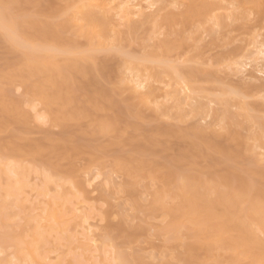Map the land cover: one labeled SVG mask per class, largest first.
<instances>
[{
	"label": "bare ground",
	"instance_id": "bare-ground-1",
	"mask_svg": "<svg viewBox=\"0 0 264 264\" xmlns=\"http://www.w3.org/2000/svg\"><path fill=\"white\" fill-rule=\"evenodd\" d=\"M70 1L68 0L67 2L69 3H67L65 0L67 4H65L63 7H57L56 5H52L54 2L53 3L51 2V4L47 3L48 5L45 6L47 0H0V47L3 48L2 50L5 51L7 54L10 53V55H14L15 58V59L13 58L12 60H6L5 66L0 67V132L1 129L4 128L8 123H11L10 124L11 126L12 123L13 124L15 123L18 124V126L21 125V127H23L25 121L28 118L29 119L26 121V123L29 125V120L31 119V115L30 116L28 115V111L25 110L27 108L25 107L26 106L36 107V105L38 106L43 105L42 107H44L43 109L45 110V116L44 114H42V117L43 116L46 117V119L50 120L49 122L53 123V125L55 124L57 127L60 126L64 130V134L62 138L60 137L59 139L60 142L62 141L61 144H58L60 143L58 140H57L58 143H56V141L55 140L53 141V139L51 140L47 139L49 145L51 143L55 144V145H51L52 146L51 149L50 147L47 148V146L43 147V145L41 144L42 142H40L41 144L40 145L39 143L37 144L36 142H33V140L30 139L31 142L29 143L27 142L29 138L25 142L26 138L23 139V137L21 138V141L23 140L25 143L23 142L19 144L18 141L20 142V140H17L18 137L12 134H11L12 137L10 136L11 138L9 140L7 141L0 140V188H1L0 196L2 195L0 197L1 198L0 226L3 224L5 228H6V224L8 225V223L10 222V218L12 219L16 218L17 214L19 215L21 213V210H23V207L24 209L26 207V206H22V204L20 205V202L18 203L19 200L17 198L21 196L23 189L25 190V187L29 183L27 181V179L30 177L29 174H32L33 172L36 173L38 172L39 175H41V181L43 180L42 182L43 187L41 188L40 191L37 189V191H39L38 196L45 195V197H47L46 194H49L47 193L48 191H46L47 189H49L47 186H50L48 184L51 183L54 184V182L61 186V190L63 189L65 184L69 185L70 188L68 189L69 191L73 189L71 188V186L75 187V185H73L74 184L73 179L75 178L78 169L75 167L76 164L74 162L75 159H77V157L82 154V148L83 151H86L85 150L86 148H84V146L82 145L80 146L76 145V142L74 143L75 144L74 145L72 139L69 138L71 134V129H69L70 125H72L71 122L81 123L80 120L83 121L82 119H89L90 121L88 122H90V125L93 128L91 130L89 129L90 133L87 131L89 134L94 133L93 135H98V134L105 136L108 135V137L110 134L111 136L112 134H114L116 135L115 137L116 140L113 139L112 144H114L115 146L118 144L122 145L123 142L122 139L124 137V135L122 136V133L124 131V127L125 128L132 127L135 130H137L138 128V127L136 128L135 126L136 124L134 125L133 122L131 121L126 122L123 119L124 115L128 113H132V111L130 108L127 107L128 110L126 113V111L122 108L123 103H121L122 105H120L119 101H117L118 99H116L117 96L122 95V91H124L123 89H125L124 88L125 86H129L130 84H132L131 87L129 86V88L132 92H134L137 100L139 101V103H141V105H143L144 103L151 102L149 100L152 98L151 96L153 95L156 89L161 90L162 88L160 92L161 93L165 92L164 98L168 99L169 96L176 91L177 89L176 86L178 87L180 86L179 87L180 91L177 89L178 91H176V93L178 92L183 94L185 93V96L186 97L188 96L189 99H191L190 101L196 100L195 97H193L194 96L193 94H196V92L194 87L190 83L191 80L186 78V75L189 74L190 71H187L188 73L186 74V71H184V69H182L179 66L176 67L175 66L176 64H173L170 60L167 61L166 59V57H169L174 52L177 51L179 52V50L181 49L183 50V47H186V43L191 38L190 37L191 33L188 32L190 36L186 35L187 28L186 29L182 28L184 31L183 30L176 31L177 30L175 29L176 26L181 24L184 26V28L185 27L189 28V26L196 25V28L199 29L200 25H203L210 21H212L210 23L211 24L213 23L214 27L215 25L217 26L222 24L221 23L222 21H220V19L222 18L219 19L218 17L220 12L217 13V11L221 9V6L224 8L223 5H220L222 4V2L224 3V1L232 2V4L230 3L232 6L234 2L238 3L236 5H240V6H244L245 4H251V6L254 5V7L258 9V11H256L255 9L256 13L257 14L259 13L258 16L263 15L264 18V11H263L264 0H186L187 3H184L185 0L183 2L182 0H170L169 7L175 8L178 6L179 8V7H183L184 5L183 8L184 10H182L180 13H175L172 10L169 11L166 10L167 12L164 13L163 17L161 18V21H156V22L154 21L155 23L153 24L150 23L152 24L150 28V32H151L150 37L153 36L155 38L154 35H156L161 28L168 29L169 33L168 31L166 33H168L169 37L165 40L160 41L159 43H156L153 47H150L149 44L147 45V39H145L146 43L143 45L144 52L139 57L131 54V52L128 53L124 49L125 47H123V42L126 40L127 34L124 35L118 32L116 29L119 26H122L120 25V23L124 21L122 24L124 25V23H126L127 26L129 27L130 31L128 30L129 31L128 36H130L131 38L132 35L131 33L134 31L132 30L131 32V27L132 28L134 27V25H132L133 22L135 21L134 17H136V20L137 17L143 18L142 20H147V17L149 18L150 15H152L151 13H153L150 11H153L152 9L155 6H157L156 0H75V1L72 0V2ZM26 4L31 5V7L34 9L33 14L27 12ZM230 4L228 3L227 5ZM165 5L167 6L168 4L165 3ZM233 7L235 8V6ZM46 9H48V11ZM224 9L222 11H226V9L225 10ZM235 9H238V7ZM229 10L230 9H227V11ZM155 11L156 10H154L153 15L156 13ZM234 11L233 14L236 13ZM63 15H66L69 18H65ZM241 15L243 14L241 13ZM62 16H63V22H61L62 20L61 21L59 20V18ZM117 16L120 17L119 18L120 20H118ZM233 16H236V14H234ZM42 17L45 18V20L47 18V20L46 21L44 19L42 20L41 19ZM236 18L239 19V16L238 17L236 16ZM55 19H57V21H55ZM71 20H73L76 23L77 31L76 33H74L73 31V33L69 35L68 34V30H70L69 27L70 25L72 27L73 24L70 23L72 22ZM66 27L68 29H66ZM128 36L127 38H129ZM174 36L176 37L175 40L171 38ZM80 38L86 41L84 45L83 43H80L81 42L79 41ZM130 38L127 39V41H129ZM131 40L133 41V39ZM131 40L130 42L132 43ZM259 44L257 45L255 44L256 48L255 47L254 48L259 49L262 47L261 48L263 51L262 54H264V49H263L264 44L261 43L260 45L263 46L260 47L258 46ZM6 50L9 52H7ZM103 52L105 54L107 53L108 56H110V57H105V60L106 58L107 59L109 58L110 60L111 57L117 55L122 57L121 60H123L122 63L123 62L124 63L122 64L121 67V69L123 68V72H122L123 74L121 76L105 75L107 70L106 63H108L109 60H107L106 62L104 58L101 57L99 58V54ZM259 52L260 53L258 54L261 55V51ZM256 54L254 53V55ZM260 57H262V55L259 56V58ZM158 69L163 70L161 71L162 72L161 75L164 73L166 77L169 78V81L167 80L169 84L166 82L165 84L163 82L165 79L164 80L162 79L163 81L161 82L160 73L157 74ZM195 71H193L195 74L191 72L192 75H194L193 77H195L196 74L200 73V71L199 73L198 72L196 73ZM201 74H203V72H201ZM206 74L210 76L209 78H211V76L213 75L212 72L210 73L208 72ZM203 75L205 77H208L207 75H205V71ZM170 80L172 81L171 85H170ZM105 81L110 85L111 88L109 89L104 88L105 84L103 82ZM160 82L164 83L165 85L168 84V87L170 86L172 89L169 88V90H167L168 87L166 88L164 84H163L164 86L161 87L160 85L162 84H159ZM17 83H20V85L24 87L26 94L25 98L14 99V96L11 95V91H12L11 88L14 87ZM156 84L157 86L159 85L160 88H158L159 86L157 87ZM164 87L166 89L165 91L163 89ZM229 89L230 87L228 88V90ZM130 90L128 89V91ZM170 90L171 91L173 90L172 93H169ZM232 90L233 89L231 88L230 91L223 92V94L225 93L227 96L229 92L233 93L237 89H234L233 91ZM239 90L238 92L235 91L234 94H236V92L241 94ZM188 91L190 93H188ZM166 92H168V94ZM176 93L172 96L174 98H177V96L179 95L178 99H174L172 96H170L172 99L171 98L168 99L169 101L172 100V102H175L174 104L175 107L177 105L180 106L183 103L188 104L190 102L188 98L186 101L185 97H183L181 94H176ZM165 94L167 95L165 96ZM188 94L189 95L191 94L193 96H191L190 98ZM242 95H244V93ZM242 95H239L240 98L239 97H237L236 99L234 98V100H237L239 98L240 100L238 99L237 101L240 102L242 101V102L238 103L236 101V104H240L239 106L240 109L246 111L247 109L246 107L248 106H246L247 102L245 103L244 100L247 98L244 97L245 95L244 96ZM246 96L249 97L247 94ZM215 98H217V96H215ZM215 98L214 101L218 99V101H216L215 103L218 104L222 103L224 105L228 104L227 103L228 101H226L228 98L226 97L224 98L226 100L220 99L222 97H219L217 99ZM182 100H184L183 103L180 102ZM177 101L179 102V104ZM134 107L136 108V106ZM139 109H142V107ZM102 111L104 112L112 111L114 115L112 113V117H105V115L100 116V112ZM138 111L140 112V110ZM137 114L142 115L141 112ZM227 114L228 112H226L223 115L225 119H223L221 123L223 125L222 130L226 129L227 133L229 131H230L229 133H232L230 129L233 125H236V123L235 121H232L230 119L231 116L228 115L229 116L228 117ZM37 115L39 118L40 117L39 115H41V113L36 114L35 116ZM245 115H246L245 116L246 119L245 118L244 119L247 120V123L251 122L250 124L256 123V126L259 125L257 129L258 132L255 130L257 132V137L256 138L254 137L255 139L254 141H256L254 143H259L262 145V143L264 142L263 141L264 118L262 117L263 119L262 118L260 119V117L258 116L257 118L253 114L251 116V114H249L248 112L245 113ZM20 122L23 123V125ZM26 123L23 132L27 131L25 128H27L28 125ZM74 125L75 124H73V126ZM91 127L89 126L88 128ZM132 128L130 130H132ZM201 128H197L195 132H191L190 133L191 135H188L189 132H186L188 137L190 136L189 138H191V141L189 143L190 149H188L187 151L181 150L179 156L177 154V156L175 155L176 157H173L171 161L165 163H161L155 160V158H157L156 157L157 155H155L154 152H156L155 149L161 147L166 148L164 144L166 145L168 142L166 141L162 142L160 138H162V136L169 137L170 134L171 136H174L172 135V133L174 134L172 130L163 129V128L155 129L156 132L153 131L154 133L152 134L149 133L150 135L148 136L145 135L144 140L142 139L143 141H138V139L135 140L136 136L132 137L133 139H130L129 140L130 142L128 141L129 144L126 145V146L128 145L130 146L132 143V146H130V148L133 149L132 152H129L130 154L128 153L127 157L126 155L125 157H123L124 156L123 154H122L123 156L117 155L118 157H114L116 159L114 160L117 166V171L119 169L121 173H123L124 175L126 173L127 175H129V177L134 176L137 177L138 179L141 178L143 180H146L145 178H147L149 180H153L155 182L159 181L164 184L163 185L164 188L163 187L162 189L160 188V190H158L154 195L155 196L154 208L158 209L159 211H162L163 214L166 215V218L167 216L171 217L170 218L171 221L168 220L170 224L167 222L168 230L166 229L165 230L168 232V234H170V236L172 237V239L171 237L170 239L173 241H179L181 235H186V232L188 233L189 229H187L188 231H185L184 234L182 231L183 230L182 228L186 229L185 226H188L186 225V222H188V224L192 226L191 229L193 230V233L189 232V235L192 234L191 237L196 238L198 241L195 242L199 243L201 247L200 250L202 252V254H200L202 256V257L200 256L201 264H210V263L224 264L225 263L224 260L226 259L224 255L219 256L220 254L219 255L217 254L218 252L221 254L224 253V251L221 252L220 250H225V252H227L226 250H230L229 252H231L230 255L232 256L231 257L226 256L228 259H226L225 261L228 262L225 264H230V263L232 264L234 262L236 263L237 261L241 263L240 261L241 258L245 259V260L242 259V262H245L247 260L248 263L250 262V264H264V186H258V183L262 184V182H263L262 185H264V170L258 167L254 169L253 172L254 173L256 172L255 174H257L261 180L260 181L259 178L258 181L255 179L257 181V184L256 183L252 184L251 183L252 181L250 182L251 179L246 181L242 175L239 176L240 174L238 173V171H236L238 174L232 173L233 169L231 170L232 172L229 169H226L227 174L223 172L224 174L222 173L223 175H220L221 173H218L219 169L215 167L216 165L219 166L218 165L219 163H217V161L215 160L218 158L213 159V161H215L216 163L213 162L212 164L213 166L209 167L207 172L205 171L198 172L197 167H195V164L197 162L196 158L198 159V157L201 158L208 155H209L208 157H211L210 156L211 154H208L209 152L214 153L215 151H217L215 153H219V152H222V154L224 153L223 152L224 147L222 149L220 145L221 143L219 142L220 143L219 144L217 142V138H219L218 133L213 131L214 133L211 134V132H209L210 135L207 136L208 133L207 130L205 131L203 130L204 128L203 129ZM28 131L27 133H29ZM204 131L207 133H205ZM21 132L22 130L20 129V133L18 131V136H21L20 135ZM181 133L177 134L178 136L176 135L178 139L181 138L183 140L187 138L186 137L187 135H184V133L183 135H181ZM234 133H232V138L233 139L235 138L239 142L237 146L239 145L240 149H237L233 153L230 152L227 154L224 153L225 159L223 160L224 161L227 160V162H230L232 158L238 159L237 157L241 156L240 153H242L241 152L242 148L246 150L251 149L250 151L252 152L253 150L254 153V148L255 150H258L257 147H260V146H256V147L253 146L255 144L250 145L247 142V140L241 139L238 133H235V135ZM83 134L84 133H82V135ZM125 142H127V140H125L123 143ZM81 144H83V141ZM123 145L122 147H124ZM157 146L160 147L157 148ZM44 148H47V150L46 149L44 150ZM102 148L103 150L105 149L104 151H106V148L104 147ZM102 148L100 146V149ZM104 151L102 153H104ZM168 151H170V149ZM98 152H100V150ZM88 155L91 156V154ZM93 157L94 159H92L93 162L91 161V163L97 161V160L94 161L96 155ZM257 157L259 160L260 157L258 155ZM255 159L257 160V158ZM62 160L66 161L67 163L69 161L71 165L72 164L75 165H72V168H69L68 166L69 169L67 168V170L65 169L66 171H64L63 168H60L58 164V162L60 161L63 162ZM224 163L226 164V162ZM70 164L68 163V165ZM256 165L257 164H255V166ZM227 166H229L228 163ZM255 166L253 165L254 168ZM228 171L232 175H228L229 173ZM203 173L205 174V176L203 175ZM2 182H4L5 184L4 183L2 184ZM78 184L81 185L80 183ZM1 185L3 186L1 187ZM79 185H77L78 188L80 187ZM253 186L256 187L254 188ZM78 190L82 191L81 188ZM78 190H76L75 193H78L79 192ZM60 192H62V194L60 195L59 193H57L59 196L58 195L56 196V194H54L53 196L55 197L52 198L50 197L51 204L50 205L47 204L48 209H46L45 211L43 209L44 214L42 213L43 215L41 217L37 216L35 217L36 218L35 219L33 215L32 217L28 215L24 218L25 225H19V227L16 228L13 227L14 229H12L11 227L12 230H10V228L9 229L6 228L7 230L5 229L6 231L4 230V232L0 234V264H47V262L43 260L44 258L43 254L41 255L39 252L43 251L42 250L43 247L47 245L45 243L48 241L49 238L51 239L52 235H54L55 233H57L56 235H58V238L61 237L58 241H62L67 245H76L74 244L75 243L74 239L71 238L73 236L69 235L71 233H65V232H68V229L71 232V230L74 229L71 227L72 225L74 227H76L77 225L78 226L80 225L82 227L81 224H83L84 221L82 223H79L81 222L79 221L78 222L79 224L77 223V225H75L76 223L73 224L70 223L71 225L68 224L70 221L69 222L66 221L65 216L67 214V209L65 212L64 208L68 207L67 205L69 201L67 199H70V197L68 196L69 197L68 198L67 194L65 196L64 195L65 193L63 194V191ZM72 194H74L73 190H72ZM15 199L18 200L17 203L19 204V206L22 207L21 208L19 207V209H21L20 213L12 211L15 213V215L13 213L11 214L13 215L12 217L10 215V212L8 213L7 210L12 207V206L10 207V201L13 200L14 202ZM244 200L246 201L245 203L247 204L248 207L242 204ZM62 202H67L66 203L67 205L64 204L66 205V207L63 205L64 206L63 208V206L60 205ZM57 204L59 205V208H61L62 206L63 208L61 209L62 212L64 211L66 213V214L64 213L65 215H62L61 213H59L60 209L58 211L59 214L64 216L65 219L63 220H61L62 219L60 218L61 216L58 217L59 214L56 212L58 210V208L55 209L56 207H58ZM241 205L243 206L241 207ZM47 206L45 208H47ZM218 208L221 209L220 213H217ZM38 217H40L41 219L39 218L40 220L39 219L37 220ZM80 217L81 216H79V218ZM87 218H89V216ZM181 220H184L185 226H183L184 224L183 221H182L183 224L180 223ZM3 225L2 228L4 227ZM26 226L29 227L27 228L29 229L28 230L29 233L26 232L27 229H25L26 230L25 231L23 228V227L26 228ZM70 228L72 229L70 230ZM228 230H233L234 232L233 231L232 232L235 233L236 237L234 234H231L234 235L233 236L234 238H232L231 235L229 236V234L232 233L231 231L228 232L229 233L228 234L229 237H228L226 234ZM25 233L29 235L27 236V234ZM131 234L128 236L132 237ZM258 234L262 236V239L260 238L261 236L259 237ZM189 235L187 234L185 237L191 239ZM81 236L83 235L81 234ZM106 237H108L109 239L110 238L109 234H107ZM88 238L89 237L87 236L86 240ZM114 238H116V236ZM182 238L183 236L181 237V240H183ZM78 239L80 240L79 236ZM84 240H83L84 242L83 244L87 243L85 245L88 244H89L88 246L91 245V243L85 242ZM133 240L134 239L132 238V241ZM94 241L95 240H93V242ZM42 245L44 246L42 247V249H40ZM197 247L200 248L198 245ZM72 248L69 250H72ZM83 248L84 251L87 249L90 250V247L87 248V246L84 247V245ZM83 248L81 245L79 247L76 246L73 250L77 249L78 252L77 251L71 252L72 257L70 258L72 262L69 260H65V261L66 262L68 261V264L70 262H71L70 264L72 263L82 264V262L84 263V261H88V259L83 261V259H86L84 257V252L81 250ZM185 248H187L186 251L188 250L187 253L189 256H187V258L189 260L187 258L186 259L182 258L183 260H185L184 264H186V260L188 261V263H191L189 261H191V257L193 258V256L190 257L189 254L190 251L191 253L193 252L192 254L195 255L194 260L196 258L199 259L198 257L199 255L196 256V254L194 253L196 248L195 245L193 246L192 243H189L185 245ZM80 250L82 253H79ZM9 252L11 253L9 254ZM114 252L115 253L111 252L112 254H110L111 256L113 255L112 257H110L111 259L109 258L110 260L109 259L107 260L109 263L111 261L112 262L111 264H142L140 260L141 258L136 257L133 254L130 255V253L127 254V251L125 252L126 254L119 252V250L118 251L115 250ZM229 252L227 253L229 254ZM4 254H7V256H4L2 258L1 256ZM102 258H100V260ZM104 258H105V254H104ZM61 260L63 262V259ZM199 261L196 260L194 263H197Z\"/></svg>",
	"mask_w": 264,
	"mask_h": 264
},
{
	"label": "rangeland",
	"instance_id": "rangeland-1",
	"mask_svg": "<svg viewBox=\"0 0 264 264\" xmlns=\"http://www.w3.org/2000/svg\"><path fill=\"white\" fill-rule=\"evenodd\" d=\"M67 1L68 0H66V2ZM73 1H75V0H73ZM169 1L170 0H156V2L158 3V4L156 3L157 6H155L156 8L154 7L155 9L153 8L152 9L153 11H150V12L154 13V10H156L155 12L157 14L155 13L153 15V13H151L153 16L149 14L150 17L149 18L147 17V20H142L143 18H138V17L136 20V17H134L135 21L133 22L132 25H134L133 28H135L136 30L131 27V32H132V30H134L133 31L134 33L133 32L131 33L133 35V36L131 35V38H130V36H128V34H129L128 32L130 30H129V27L127 26V24L124 23V25H123L122 23L124 21L122 23H120V25H122V26H119L116 30L118 32L124 34V35L127 34V36L130 38V40L133 39V41L131 40L133 43L132 44L130 42V40L127 41V39H129V38H127V36H126V40L123 42V47H125L124 49L128 53L131 52V54L140 57L144 52L143 51L144 50L143 45L146 43L145 39H147V45L149 44L150 47H153L156 43H159L160 41L165 40L169 37L168 36L169 31L167 28H161L160 31H158V33L156 35H154L155 38L153 36L150 37V33H151L150 28H151L152 24L155 23L156 21H161V18L163 17L165 12L172 10L175 13H180L182 10H184L183 9L184 5H183V7H179V8H178V6L175 8L169 7ZM183 1L184 0H182V2ZM51 2L52 3L54 2L52 5H56L57 7H63L65 4L69 3V2L66 3L65 0H47L45 6L48 4H51ZM70 2H72V0ZM225 2L226 1H224V3L222 2V4H220V5H223L224 8L226 9V11H222L224 9L222 6H221V9L222 8L223 9L222 10L220 9L221 11L220 10L217 11V13L220 12L219 15L217 14L219 19L222 18V19H220V21H222L221 22L222 24H220V25H217V26L215 25V27H214L213 23L212 24L210 23L212 21H210L208 23L200 25L199 29L196 28V25L189 26V28L188 27L184 28V26L181 24L176 26L175 27V29H177L176 31L183 30V29L187 28L186 35L187 36L191 35L190 36L191 38L189 37L190 39L186 43V47H183V50L181 49L182 51L179 50V52L178 51L174 52L169 57H166L167 61L170 60L173 64H176L175 65L176 67L179 66L182 69H184V71H186V74L188 73L187 71H190L189 74H187V75L185 74V75H186V78L191 80L190 83L194 87L196 94H193L194 96L191 95L192 93L190 95L189 94L188 95L190 96V98H191V96L195 97L196 100L190 101L191 99H189L188 96L186 97L185 93L184 94L180 93V92L176 93V91H178V90L180 91V89H179L180 86L179 87L176 86V88L178 90L175 88L176 91L173 94H171L170 96L174 95L175 93L181 94L183 97H185L186 101H187V98L189 99L190 102L188 104L185 103L186 104L185 105L183 103L185 100L184 99V100L180 101L181 103H183L182 105L178 106L176 104L180 108H178L177 106L175 107L174 106L175 102H172V100H170V101L168 100L169 98H171L170 96H169V98L167 96L168 99L164 98L165 92L161 93L160 92L162 90V88H161V90L156 89L154 91L153 95L151 96L152 98L150 97L152 100L151 99L149 100L151 102L144 103L143 105H141V103H139V101L137 100L134 92H132L129 88V86L131 87L132 84H130L129 86H125L124 87L125 89H123L124 91H122V95L117 96L116 99H118L117 101H119L120 105H122L121 103H123L124 107L122 105V108L126 111V113L128 110L127 107L130 108L132 111V113H128V114L125 113L126 115L123 116V119L126 122L127 121L133 122L134 125L136 124L135 125L136 128L137 127L138 128H137V130H135L131 127L132 130H130L131 129L130 127L129 128L124 127V131L125 130L126 131H125V133L123 131L124 134L122 133V136L124 135L122 140H123V142L125 140H127V142H125V143L122 142V145L124 144L123 145L124 147H122L121 144L120 145L118 144L116 146L114 144H112L113 139L116 140V138H115L116 135H114V134H112V136L110 134L109 137H108V135L107 136L100 135V134L93 135L94 134L93 132H91L93 134H89L90 130L93 129L90 125V122H88V121H90L89 119H82L83 121L80 120L81 123L71 122L72 125H70V127H69V129H71V134H70L69 138L72 139L73 144L76 142V145H79V146L82 145V146H84V148H86L85 149L86 151H83V148H82V154L80 155L81 157L78 156L77 159H75L74 163L76 165L72 164V165H75V167L78 169V172L75 171L77 174L76 175L74 174L75 178L73 179L74 180L73 185H75V187L71 186V188H73L72 190H73L74 194H72V190L71 191L68 190V189H70L68 184H65L63 189L61 190V186L54 182V184L51 183V184H48L50 186H47L49 188L46 190V191H48L47 193H49V194H46L47 197H45V195H41V196L39 195L38 196L39 191L43 187L42 186L43 180L41 181V175H39L38 172L37 173L33 172L34 174L33 173L29 174L30 179L29 178H28L29 180L27 179V181L30 183V186H29V183L27 182L28 184L25 187V190L23 189L24 195L22 192L21 196L19 197L20 199L17 198L19 201L16 199L14 200V202H13V200L10 201V207L11 206L12 207L10 208L11 210L10 209L7 210L8 213L10 212V215L12 213L15 215L14 212L20 213L21 209H19V207L20 208L22 206L27 207V208L25 207L26 210L23 207V210H25V211L21 210V213L19 215L17 214L16 218H14V219L10 218V222L8 221L9 227L6 224V228L7 229L10 228V230H12L16 227H19V225H25V222H24L25 219L24 218L28 215L31 217L33 215L34 218L37 216L41 217L44 214V211L46 209H48L47 204L48 205L51 204L50 197L51 198L55 197V196H53L54 194H56V196H57L58 195L57 193H59V195H60V194H62V192H60V191H63V194L65 193L64 194L65 196L67 194V197L68 196L70 197L71 200L67 199L69 202L71 201L70 203L68 202V205L66 204L67 202H62L61 204L59 203L62 206L64 204H66L68 206L67 208H64V206L66 207V205L63 206L65 212L67 209V214L64 211L62 212L61 209H63V208H62V206H61V208H59L58 204H57L58 207L55 206L56 207L55 209L58 208V210L56 212L58 213V211L60 209L61 212L59 211V213H61L62 215L66 214V216H65L66 221L67 222L70 221L68 224L76 223L75 225H77V223L79 221H81L79 223H82L83 221L84 222H83V224H81L82 227L80 225L79 226L77 225L76 226L77 228H76L72 225L71 227L74 229L71 230L72 228H70L71 232L69 231V229H68V232H65V233H71L69 235L73 236L71 238L74 239V242H75L74 244H76V245H67V244L63 243L62 241H58L61 237L59 235L60 238H58V235H56L57 233H55L54 235H52V237L50 236L51 239L49 238L50 240L48 239V241L45 243V244H47L46 246H44V245L41 246L40 249H42V247L44 246L42 249L43 251H41L39 253L41 255L43 254V257H44L43 260L46 261L47 264H68V261L66 262L65 260H69L72 262V260L70 258V257H72L71 252L72 251L78 252L77 249H75V250H73V249L76 246L79 247L80 245L82 246V248H83V245H84V247L87 246V248L90 247V250L89 249H87L88 251L85 250L87 252L84 251V248L81 249L84 252V257L86 258V259H83V261L88 259V261H84V263L82 262V264H98V263L101 264V262L103 260L104 261L102 262V264H105V262H106V264L107 263L111 264L112 262L110 261V263H109L107 260L113 256V255L111 256L110 254H112L111 252L115 253L114 252L115 250L116 251L119 250V252H122V253H125L127 251V254L130 253V255L133 254L134 256L141 258L140 260H141L142 264H184L185 260H183V259L184 258L186 259L187 256H189L187 253L188 250L186 251L187 248H185V245L189 244V243H192L193 246L195 245L196 248H195L194 253L196 254V256L199 255L198 256L199 259L196 258L194 260L195 255L192 254L193 252L191 253V251H190L189 252L190 257L193 256V258L191 257V261H189L191 263H188V261L186 260V264L187 263L193 264L196 260L197 261L200 260V258L202 257L200 255V254H202V252L200 251L201 247H200L199 243L195 242L198 240L196 238H192L191 237L192 234L189 235V232L193 233V230L191 229L192 226L189 225L188 222H186V225H188V226H185L184 220H186V219L180 221V223H182V221H183L184 224L183 223L182 224H183V226L186 227V229L182 228L183 230L182 229L181 230L183 231V234H184V232L188 231L187 229H189L188 233L186 232V235L188 234L191 237V239L186 238L185 237L186 235H181V237L183 236V238H182L183 240H181V237H180L179 241H173V240H171L172 237L170 236V234H168V232L166 231V230H168L167 224L168 223L170 224L169 221H171L170 220L171 217L167 216V218H166V215L163 214L162 211H159L158 209L154 208L155 207V204H154L155 203L154 202L155 196L154 195L158 190H160V188L161 189H162V187L164 188V186H163L164 184L162 182H159V181L155 182V181L149 180L147 178H145L146 180H143L141 178L138 179L137 177H134V176H131V177H133V178H131L125 172H124L125 173V175H124L123 173H121V171L119 169L117 171V166L115 163L116 159L114 157H118L120 155L121 156L124 155L123 157H125V155H126V157H127L128 153L132 152L133 149L130 148V146H132V143L130 146L129 145L126 146L127 144H129L128 141L130 139H133L132 137L136 136L135 140L138 139V141H143L145 135L148 136V135H150L149 133L152 134V133H154L153 131L156 132L155 129L163 128V129L172 130L174 132V134L172 133V135H174V136H171V134H170L169 137H166V136L163 137L162 136V138H160L162 140V142L163 141L168 142L166 144L168 146H166L164 144L166 142H164L163 144L166 148H164V147L158 148L160 146H157L158 149H155L156 152H154L155 155H157L156 156L157 158H155V157H153V158H155V160H157L161 163H165V162L171 161V159L173 157H176L177 154L179 156V153L181 152V150L187 151L188 149H190L189 143L191 141V138H189L190 136L188 137V135H191L190 134L191 132H195L197 130V128L202 127L201 129L204 128L203 130H205V131L207 130V132L208 133L211 132V134L214 132L218 133L219 138H217V142L221 143V144L220 143L219 144L221 145L222 149L224 147L223 152L225 154H227L229 152L233 153L237 149H240V146L239 145L237 146V144L239 142L235 138L234 139L232 138V133H234V132L238 133L240 138L247 140V142L250 145L255 144L253 146H255V147L260 146V147H257L258 150H255V148H254V153H253V150H252V152L250 151L251 149L246 150V149L242 148L241 149L242 153H240L241 156L237 157L238 159L232 158L230 162H227V160L226 161L223 160V159H225L224 153L222 154V152H219V151H218L219 153H215L217 151H215L213 153L211 150L212 153H210V152L208 153V154H211L210 155L211 157H208L209 156L208 155V156L201 157V158L198 157V159L196 158L197 162L195 164V167H197L198 172L199 171L207 172L209 167L213 166L212 164H213V162H215V161H213V159L218 158L215 160L217 161V163H219L218 165L220 167L217 165L215 167L219 169L218 173H221L220 175H223L224 173L227 174L226 169H229L230 171L233 169V172L231 171L232 173H236V174L239 173L240 174L239 176L242 175L246 181L251 179L250 182L252 181L251 182L252 184L253 183L257 184L258 178L260 180V177L257 174H255L256 172L254 173L253 171H254V169H256V167L264 170V145H263L264 142L262 143V145L259 143H254V142H256V141H254L255 140L254 137L255 138L257 137V132H258L257 129H258L259 125L256 126V123L250 124L251 122L247 123V120H245L246 119L245 116L247 114L245 115V113L248 112L249 114H251V116L253 114L256 117L257 116L260 117V119L262 117L264 118V54H262V52H263L261 49L262 47L259 48L260 46H263V45H260L261 43L264 44V18H263V15L258 16L259 13L258 14L256 13V11H258V9L255 8L254 5L251 6V4H245L244 6H240V5H236L238 3L234 2L233 6H235V8L238 7V9H235L231 5L232 2H230V1H228L226 3ZM165 3L168 5L166 6ZM184 3H187L186 0ZM228 3L229 4L231 3V4L227 5ZM161 6H163V7H161ZM26 8H27L26 10L28 13L33 14L34 9L31 7V5L26 4ZM159 8H160V10H159ZM227 9H230L231 11L230 10L227 11ZM255 9H256V11H255ZM46 10L48 11V9H46ZM233 11L236 12L234 14H236L237 17L239 16V19L236 18V16H233L234 15ZM263 11H264V9H263ZM240 12L243 15H241ZM63 16L65 18H69L66 15H63ZM63 16L59 18L60 21L62 20L61 22H63ZM43 17L41 19L45 20V18H43ZM117 18H118V20H120L119 16H117ZM259 18H260V20H259ZM236 19H238V20H236ZM46 20H47V18H46ZM59 20H58V23H59ZM115 20H117V19H115ZM55 21H57V19H55ZM71 21L72 22H70V23H73V24H72V27H71V25L69 27V29H70V30H68L69 35L72 34L73 31H74V33H76V31H77L76 23L73 20H71ZM118 22H121V21H118ZM55 23H57V22H55ZM116 23H117V21H116ZM150 23H152V24H150ZM223 25H224V28H223ZM66 29H68V28L66 27ZM194 30H197V31H194ZM167 31H168V33H166ZM188 32L191 34L189 35ZM171 38H173L174 40L176 39L175 36L171 37ZM148 39H151V40H148ZM142 40H143V42H142ZM144 40H145V42H144ZM79 41H81L80 43H83V45L86 42V41H84V39H81V38L79 39ZM255 44L256 45L259 44L258 45L259 49H255L256 48ZM2 49L3 48L0 47V67L5 66L6 60H12L14 58V55H10V53L7 54ZM259 51H261V55H262V57H260L261 59L259 58V56H261L260 54H258V53H260ZM7 52H9V51H7ZM254 53L255 54L257 53V54L254 55ZM106 54L104 52L100 53L99 58L101 57V58H104V60H105V57H110V56H108V54L107 55ZM257 55H258V57H257ZM120 57L121 56H118V55L113 56L110 58V60H109V58L108 59L106 58L105 61L107 62V60H109V62L106 63L107 64L106 65L107 70H106L105 75H107V76L108 75H110V76L111 75L112 76L113 75L114 76H121L123 74L122 73L123 68L121 69V67H122V64L124 62L122 63L123 60H121L122 57L121 58ZM101 60H103V59H101ZM238 63H241V64H238ZM232 64L233 65L235 64V65L233 66ZM190 68L193 71L196 70L195 71L196 73L197 72L199 73V71H200V73H199L200 75L196 74L195 77H193L194 75H192V73L193 74H195V73ZM161 71H163V70L158 69V72H157V74L160 73L161 82L165 79L163 82L168 83L169 78H167L164 73H163L164 75L163 74L161 75V73H162ZM204 71H205V75H207L206 73H208V72L209 73L212 72L213 75L211 76V78H209L210 77L209 75H207L208 77H205L203 75ZM201 72H203V74H201ZM190 73H191L192 77H191ZM196 76H198V77H196ZM102 80H104V79H102ZM105 82H103L105 84L104 88H106V89L111 88L110 85L107 82L106 83ZM161 82L159 83V84H162V85H160L161 87L166 84V83L164 84ZM171 82L172 81L170 80V85H171ZM168 84L165 85L166 88L168 87ZM156 86H157V84H156ZM160 86L158 88H160ZM224 87H226V88H224ZM229 87H230V89L228 90ZM12 88H11V90L13 92L11 91V95L14 96V99L25 98V95H26L25 89H24V87H22L20 85V83H17ZM169 88H171V87L169 86L167 88V90H169ZM231 88L233 90L237 89V90H235L237 92L240 89L239 92L241 94H239L237 92H236V94H234L235 91L233 93L229 92L230 94L228 93L227 96L225 93L223 94V92L230 91ZM128 89L130 91H128ZM163 89H164V91L166 90L165 87ZM172 91L170 90L169 93H172ZM166 93L168 94V92H166ZM188 93H190V92L188 91ZM243 93L245 96L242 95ZM167 94H165V96ZM246 94L249 97H247ZM239 95H242V96L247 98L244 100L245 103L247 102L246 103L247 105L246 104L245 105L248 106V107H246L247 108L246 111L240 109V107H239L240 104H236V101L240 98ZM178 96H177V98H174L173 96L172 97L174 99H178ZM215 96H217V98L222 97L220 99H224L225 97L228 98L229 100L224 99V100L228 101L227 102L228 104L227 105L225 104L226 105L225 106L222 103L221 104L215 103L216 101H218V99L215 98ZM183 97H182V99H183ZM237 97H239V98L237 100H234V98L236 99ZM120 98H121V100H120ZM214 98L217 100L214 101ZM133 101L135 104L133 103ZM226 101H224V102H226ZM237 102L241 103L242 101L241 102L237 101ZM136 104H138V105H136ZM178 104H179V102H178ZM129 105L132 106L134 109L132 107H130ZM42 106L43 105H40V106L36 105V107L26 106L25 108H27V109L24 108L25 110L28 111V115L29 116L31 115V119L29 120V125L26 123V121L29 119L28 117H27L28 119L25 121V123L28 125L27 126L28 129L27 128H25V129L27 131L29 130L28 131L29 133H27V131H25L26 134H25V132H23L24 127H25V123L23 125V123L20 122L23 125V127H21V125L18 126V124H15V123L14 124L12 123V126H11L10 125L11 123H8L4 128L1 129L0 140L1 141H7L12 137V135H16L18 137L17 140H20V142L18 141L19 144L24 142L23 140L21 141V138L23 137V139L26 138L25 142L29 138L28 139L29 141L27 140V142L30 143L31 140H33V142H36L37 144L38 143L40 144V142H42L41 144L43 145V147L47 146V148L50 147V149H51V147H52L51 145H55V144L50 142L51 144L49 145L47 141L53 139V141L55 140L56 143H58L60 137L62 138V136L64 134V130L60 126L57 127L55 124L53 125V123L49 122L50 120H48V119H46V117H44L45 116V110L43 109L44 107H42ZM134 106H136V108ZM149 106H151V107H149ZM141 107H142V109H139ZM225 109H227V110H225ZM136 110L137 111L140 110L142 115H140V114L138 115L137 113H140V112L139 111L137 112ZM42 112H44V113H42ZM182 112H184V113H182ZM226 112H228L227 116L230 115L231 116L230 119L232 121H235V123H236V125H233L230 129L232 133H229L230 131L227 133L226 129H225L226 131L224 129L222 130L223 125L221 123H222V120L225 119L223 117V115ZM39 113H41V115H39L40 117L38 118V115L37 116H35V115L39 114ZM112 113H113L112 111L111 112L110 111H106V112L102 111V112H100V116L105 115V117H112ZM134 113H135V115H134ZM42 114H44V116H43L44 118L42 117ZM113 115H114V113H113ZM166 115H167V117H166ZM215 115H216V117H215ZM232 116H234V117H232ZM42 118L44 119V121ZM233 119H235V120H233ZM40 120H42L43 123ZM137 120H139V121H137ZM158 123H159V125H158ZM73 124H75V125L73 126ZM206 125H207V127H206ZM89 126L91 128H88ZM164 126H166V127H164ZM174 127H175V129H174ZM176 128L178 131L176 130ZM20 129L22 130L23 133L21 132V134H20L21 136H18V131L20 133ZM180 129H182V130H180ZM133 132H134V134H133ZM181 132H183L184 135H187L186 132H189L188 135L186 136L188 138V140H187V138H185L183 140L181 138H179V139L177 138V136H178L177 134H179ZM207 132H205V133H207ZM82 133H84V134L82 135ZM183 133H181V135H183ZM208 133H207V136L210 135V133L209 134ZM235 133H234V135H235ZM220 137H221V139H220ZM176 140H177V142H176ZM80 141H81V143L83 141V144H81ZM61 143H62V141L58 144H61ZM110 143H111V145H110ZM31 144H33V143H31ZM99 145L101 146V148L102 147L106 148V151H104L105 149L103 150V148L100 149ZM112 145H114V146H112ZM47 148H44V150L45 149L47 150ZM169 149H170V151H168ZM99 150H100V152H98ZM103 151H104V153H102ZM47 153H48V151H47ZM83 153H85V154H83ZM170 153H172V154H170ZM88 154H91V156ZM256 154L260 157L259 160H258V157ZM95 155H96V158L94 161L97 160L96 161L97 163L96 162L91 163V161L93 162L92 159H94L93 156H95ZM165 158H166V160H165ZM169 158H170V160H169ZM255 158H257V160ZM122 159H124V158H122ZM251 159L255 160L256 163H255V161H253ZM62 161L63 162H61V161L58 162V164H59L60 168H63L64 171L67 170L68 166H69V168H72V165L70 164V162L68 160L67 161L70 165H68V163L66 161H64V160H62ZM237 161H239V162H237ZM252 161H253V163H252ZM224 162H226V164ZM227 163L229 164V166H227ZM255 164H257V165L255 166ZM253 165L255 166V168L253 167ZM240 166L241 167L243 166L244 168L243 167L241 168ZM223 167H225V168H223ZM251 168H253V169H251ZM243 169H245V170H243ZM216 171H218V170H216ZM236 171H238V173ZM36 174H38V175H36ZM203 175L205 176L204 173H203ZM228 175H232V174H230V172H229ZM251 175H253V176H251ZM4 182H2V184ZM76 182L80 183L82 186ZM262 184H263V182H262ZM262 184L258 183V186H264ZM36 185H37V187H36ZM77 185H79L80 187L78 188ZM2 186L3 185H1V187ZM4 186H6V185H4ZM253 187L255 188L256 186H253ZM80 188L82 191L78 190ZM37 189L39 191H37ZM76 190H78L80 192V195H79V192L75 193ZM69 192H71V193H69ZM71 194L74 196V198ZM0 200H1V198H0ZM17 201H18V203L20 202V205L22 204V206H19ZM52 202H53V200H52ZM245 202L246 201L244 200L242 204H244V206H247V204ZM16 204H18V205H16ZM46 206H47V208H45ZM242 206L243 205H241V207ZM43 209H44V211H43ZM217 210H218L217 213H220L221 209L218 208ZM12 211H14V212H12ZM61 214H59L58 217L61 216L60 217V218H62L61 220L65 219L64 216H62ZM86 215H88L89 218H87L88 216H86ZM11 216L13 217V215H11ZM77 216H78V218H77ZM79 216L82 217V218L80 217L82 220L79 218ZM40 217H38L37 220ZM84 217H86L87 219ZM74 218L76 219V221ZM71 219H72V221H71ZM177 223H178V221H177ZM2 225L0 226V234H2L4 232V230L6 229L4 225H3L4 227L2 228ZM11 227H12V229H11ZM23 228L25 230L29 227L26 226V228L25 227H23ZM134 228L137 230H135ZM28 230L29 229H27V231L26 230L25 231L27 233H29ZM141 230H143V231H141ZM77 231H79V232H77ZM230 231L232 232L233 230H228L226 233L227 236L229 234L228 232H230ZM233 232L230 233L229 236L231 234L235 235V233H233ZM27 233H25V234H27ZM77 233H79V234H77ZM110 233L112 236L110 235ZM131 233H133V234H131ZM81 234L84 237L81 236ZM107 234H109V237H110L109 239H108V237H106ZM130 234L132 235V237L128 236ZM28 235L29 234H27V236ZM77 235L79 236L80 240L78 239ZM234 235H231V237L234 238L233 237ZM258 235H259V237L261 236L260 234H258ZM87 236L89 238L95 240V241L93 242V240H91L89 238L87 239L89 241H87L86 240ZM115 236H116V238H114ZM189 236H187V237H189ZM170 237H171V239H170ZM235 237H236V235H235ZM128 238H130V239H128ZM132 238L134 239L133 241H132ZM260 238L262 239V236ZM83 240L85 242L91 243V245L90 246H88L89 244L85 245L87 243L83 244L84 243ZM90 240H91V242H90ZM176 240H178V239H176ZM106 241H107V243H106ZM109 241H112V242H109ZM180 241H182V242H180ZM178 242H179V244H178ZM77 243H78V245H77ZM118 244H120V245H118ZM197 245L200 248H198ZM114 247H116V248H114ZM71 248H72V250H69ZM81 250L79 253H82ZM90 251H91V253H90ZM220 251L221 252L224 251V253L221 254L217 251L218 252L217 254L218 255L220 254L219 256L224 255V257L226 259H228L227 257L232 256V255H230V253H231V252H229L230 250H226L227 252H229V254L227 252H225V250H220ZM10 253L11 252H9V254ZM103 253L105 254V258L107 257L106 260L104 258ZM137 254H138V256H137ZM4 256H7V254L2 255L1 257L3 258ZM102 256L104 259L102 258ZM100 258H102V259L100 260ZM61 259H63L64 263L62 262ZM242 259L243 258H241V260H240L241 263H239V261H237L236 263L234 262L232 264H244V263L250 264V262L248 263L247 260H246L247 262L246 261L242 262ZM225 260H224V262L227 263L228 261H225ZM243 260H245V259H243ZM199 262H197V263L201 264V260ZM197 263H194V264H197ZM72 264H74V263H72ZM210 264H214V263H210Z\"/></svg>",
	"mask_w": 264,
	"mask_h": 264
},
{
	"label": "snow or ice",
	"instance_id": "snow-or-ice-1",
	"mask_svg": "<svg viewBox=\"0 0 264 264\" xmlns=\"http://www.w3.org/2000/svg\"><path fill=\"white\" fill-rule=\"evenodd\" d=\"M5 7H7V6H5Z\"/></svg>",
	"mask_w": 264,
	"mask_h": 264
}]
</instances>
